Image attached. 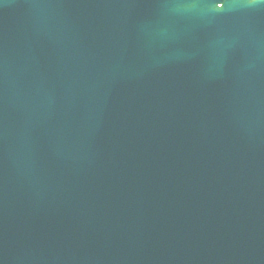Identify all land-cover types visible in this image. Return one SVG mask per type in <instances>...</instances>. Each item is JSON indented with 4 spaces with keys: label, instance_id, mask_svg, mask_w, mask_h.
Listing matches in <instances>:
<instances>
[{
    "label": "water",
    "instance_id": "95a60500",
    "mask_svg": "<svg viewBox=\"0 0 264 264\" xmlns=\"http://www.w3.org/2000/svg\"><path fill=\"white\" fill-rule=\"evenodd\" d=\"M0 264H264V0H0Z\"/></svg>",
    "mask_w": 264,
    "mask_h": 264
},
{
    "label": "snow or ice",
    "instance_id": "6c2138e0",
    "mask_svg": "<svg viewBox=\"0 0 264 264\" xmlns=\"http://www.w3.org/2000/svg\"><path fill=\"white\" fill-rule=\"evenodd\" d=\"M219 5H220L219 8H221V9L225 7V5L223 3H220Z\"/></svg>",
    "mask_w": 264,
    "mask_h": 264
}]
</instances>
